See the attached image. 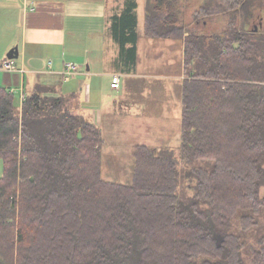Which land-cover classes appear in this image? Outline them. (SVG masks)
<instances>
[{"label":"trees","instance_id":"trees-1","mask_svg":"<svg viewBox=\"0 0 264 264\" xmlns=\"http://www.w3.org/2000/svg\"><path fill=\"white\" fill-rule=\"evenodd\" d=\"M223 2L240 26L205 34L178 0H146V35L183 39L187 78L179 151L138 145L130 184L102 177L103 134L73 96L36 86L17 107L0 87V264H264L263 10ZM137 8L111 21L129 71Z\"/></svg>","mask_w":264,"mask_h":264},{"label":"crops","instance_id":"crops-1","mask_svg":"<svg viewBox=\"0 0 264 264\" xmlns=\"http://www.w3.org/2000/svg\"><path fill=\"white\" fill-rule=\"evenodd\" d=\"M124 1L122 2V8L114 13H109V0H0V38L5 39L2 47L0 48V69L5 70L7 76V80L5 82L6 84L3 86L14 92L16 88H20V98H22V95H25L26 84L31 85V89H34V87L38 85L51 87L55 94H59V89H62V87L59 85L58 88L55 82L60 83L63 81L65 63L74 62L79 65V71L70 81L67 82V84H69L74 79L73 82H75V84L67 86L66 94L64 95L69 97L73 96V100L75 102L73 104L75 113L84 117L86 115L82 113V111H94L98 107L97 104L91 102L93 81L97 77H104V79L106 77L107 80L111 77L110 88L115 92L121 90V94L123 93L122 77L132 80L135 85L140 81L145 82L144 78L146 76H149V78H153L154 76L166 79L167 82L174 81L176 84L181 86L184 81L183 79L185 78L184 74L181 75V72H183L185 68L183 39L149 37L146 35L145 29L144 34L143 32H140L139 26L141 21H143L145 25L146 0H137V60L132 70H124L123 65L122 67L119 65L118 44L113 46V49H111L106 57H103L102 53L103 50L105 51L107 48L105 45H107L108 42L102 43L97 37V41L93 38L92 43H90L91 33L86 39L87 41L84 46L83 54H80L77 57L74 56L72 59L66 57L65 47L67 46L68 41L67 33H72L73 35L74 29H79L84 20H86L87 16L92 17L94 20H98V18H108L113 16L115 13H120L124 9ZM85 35H87V32ZM141 35L142 37L147 36L148 39L146 41V45H151L155 49L157 40H165L163 44L168 46L170 53L178 54L180 57L178 61H175V59L170 56L168 64L171 66L172 64H179V68L176 66L169 67L167 71L169 69L170 71H166L163 74L154 72L148 73L146 66H144L141 62V59L143 58V55L141 54ZM143 40L146 39L144 38ZM178 41H181V43L179 45L177 43L176 45L175 43ZM109 42L112 45V41L110 40ZM30 43L36 45L37 48L42 45L52 46L56 49L54 56L48 55L43 60L40 55L35 54L36 52L33 56H31L29 54V51H31V47L29 45ZM87 43L89 45H87ZM90 44L93 46H90ZM15 47H18L19 57H21V60L19 61L13 59L17 69L7 70L2 68V63L9 59L7 58L8 52ZM38 60H42V64H40V62L36 64V61ZM46 61H50L47 68L45 65ZM174 68L175 72H171ZM114 76L120 77L119 88H113L112 86ZM40 81L43 84H40ZM145 89L147 93H150L153 88L146 85ZM168 89L170 90L169 86ZM135 90L137 89L135 88ZM82 96H84V98H82ZM146 98L150 99V102L147 101L148 105L127 103L125 105L126 108L124 109L126 110L128 116V125L125 126V128H131V126L134 125L133 129L144 135H140L139 138H137V142H133L130 146L132 149L133 161L134 152L138 145H146L160 150L169 147L173 148L171 146H166L168 143L164 142V140H160L163 139L162 134H166L170 131L168 118H171L172 114L170 112L168 102L166 100L163 101L161 99H155L152 96H149V98L146 96ZM111 102L113 103L112 98L107 103L110 104ZM107 103L105 105H107ZM108 110L109 109H106V111ZM122 111L123 110L119 112L121 113ZM181 113L182 103L179 102L177 106H175L173 114L176 115L177 119H179ZM88 120L93 122L90 119ZM151 120H155L154 123L156 124V127H152L151 124L148 125ZM149 138L159 140H157V143L153 144L143 143ZM169 139L166 141H169ZM139 140L143 142H138ZM152 142V140H149V143ZM102 151L104 154L103 148Z\"/></svg>","mask_w":264,"mask_h":264},{"label":"rangeland","instance_id":"rangeland-1","mask_svg":"<svg viewBox=\"0 0 264 264\" xmlns=\"http://www.w3.org/2000/svg\"><path fill=\"white\" fill-rule=\"evenodd\" d=\"M106 1V0H103ZM124 0H109V13H114L119 10L123 6L122 2ZM179 5L182 8V22L187 26L186 29L190 31H196L198 33L205 34H221L227 28V26L232 22H236V25L239 27L241 21L237 18L236 21H230V13H218V11L222 10V6L224 4L223 0H178ZM255 6L261 8L263 13L259 14V11L256 8V20L248 25L250 29H264V0H252ZM120 6V7H119ZM221 8V9H220ZM206 9V10H205ZM213 13H211V10ZM107 13V14H109ZM167 13L166 9L163 10L162 14L165 15ZM161 14V15H162ZM111 17H103L97 19H92V17L87 16L86 20H84L83 24L79 29H74V34L67 33L68 41L67 46L65 47L66 57L74 58V56H79L83 54L84 46L86 45V39L89 37L91 33L90 43H92L93 38L97 41V37L100 39V42H108L107 48L105 51L103 50L102 56L106 57L107 54L113 49V46L117 45V43L113 40L111 35ZM84 25V26H83ZM110 26V27H109ZM140 32H143L145 25L144 22L140 23ZM87 32V35L85 33ZM142 34V33H141ZM189 33H185V37ZM146 40H143V39ZM98 39V40H99ZM148 37H142L141 35V54L143 58L141 59L142 64L146 66V70L148 73H164L167 71L169 67L176 66L179 68V64L169 65V57L172 56L175 61H178L180 58L178 54H171L168 46L163 44L165 40L159 39L157 40L156 49L151 45H146ZM112 41V45L109 41ZM5 39L0 38V48L2 47ZM143 41V42H142ZM95 43V42H94ZM175 43V42H173ZM178 45L181 41L176 42ZM31 47V51L29 54L31 56L40 55V57L45 59L48 55L54 56L56 51L55 48L49 45H42L36 47L33 43L29 44ZM87 45H89L87 43ZM90 46H93L90 44ZM82 48V50H81ZM144 53V54H143ZM15 60H21V57L16 58ZM42 60L36 61V64L40 62L42 64ZM50 61H46V68L49 65ZM105 63V62H104ZM177 63V62H176ZM113 64V63H112ZM41 66V65H40ZM170 69L167 71L169 72ZM171 72H175L172 70ZM184 74L185 78H187L185 72H181V75ZM74 77V76H73ZM72 77V78H73ZM71 78V79H72ZM185 78L183 80H185ZM7 80L6 71L0 69V86L5 85ZM74 80V79H73ZM67 84V82L61 81L60 83L55 82L57 87L60 85L62 89H59L60 94H66V87L75 84V82ZM145 82L140 81L138 84H133L132 80H128V78L122 77V91L121 90L115 92L110 88L111 77L109 80L104 79V77H97L93 81V90L91 93V102L97 104L98 107L94 111H82L86 116L85 118L93 121L95 125H97L103 133V145L102 148L104 150V154L102 151V171L101 175L104 179L123 182L126 184H130L133 180V171L135 167V160L132 158V149L130 146L133 142H137V138L140 135L139 132L131 128H125L128 125V116L125 105L127 103H138L148 105L147 101L150 102V99H147L146 96H152L155 99L166 100L168 102V106H170V112L172 114L171 118H168L170 127V131L166 134H162L164 142L168 143L166 146L173 147L177 152L179 151V139L181 137V119L182 114L179 119H177L176 115L173 114L175 111V106L180 102L182 103V92L181 86L176 84L174 81H168L161 77H150L146 76L144 78ZM31 82V81H30ZM40 84H43L41 81ZM87 83V82H85ZM84 83V84H85ZM168 84V85H167ZM149 85L152 87V91L150 93L146 92L145 86ZM43 86V85H38ZM168 86L170 90L168 89ZM35 88V87H34ZM59 88V87H58ZM135 88L138 90H135ZM33 91L31 89V85L26 84L25 94H29ZM181 92V93H180ZM15 104L17 107L20 106V96L21 89L16 88L15 90ZM121 94V95H120ZM68 95V94H67ZM125 96V97H123ZM123 97V98H122ZM84 98V96H82ZM113 99V103H107L110 99ZM72 104H74V100L72 99ZM84 103V102H83ZM107 103V105H105ZM117 105V107H116ZM73 106V105H72ZM117 108V110H116ZM73 111L74 107H72ZM106 109H109L106 111ZM123 110L121 113L119 111ZM78 114V113H77ZM130 118V117H129ZM87 119V120H88ZM131 119V118H130ZM172 121V122H171ZM155 120H151L149 124L152 127H156L154 123ZM180 132V134H179ZM147 138V137H146ZM170 138V139H169ZM169 139V141H166ZM149 140H152V143H149ZM155 138H149L147 141H138L146 144L157 143ZM165 149H156L161 152ZM132 161V162H131ZM4 166L2 160H0V176L3 175Z\"/></svg>","mask_w":264,"mask_h":264},{"label":"built area","instance_id":"built-area-1","mask_svg":"<svg viewBox=\"0 0 264 264\" xmlns=\"http://www.w3.org/2000/svg\"><path fill=\"white\" fill-rule=\"evenodd\" d=\"M2 68L7 70H16L17 67L15 65V61L13 59H8L1 65ZM79 71V65L74 62H66L64 71H63V80L65 82H68L71 80V78L77 74ZM112 86L113 88H119L120 87V77L114 76L112 80ZM14 92V91H13ZM24 95H22L21 101L24 100Z\"/></svg>","mask_w":264,"mask_h":264},{"label":"water","instance_id":"water-1","mask_svg":"<svg viewBox=\"0 0 264 264\" xmlns=\"http://www.w3.org/2000/svg\"><path fill=\"white\" fill-rule=\"evenodd\" d=\"M18 57H19L18 47L12 48L7 54V58H9V59H16Z\"/></svg>","mask_w":264,"mask_h":264}]
</instances>
